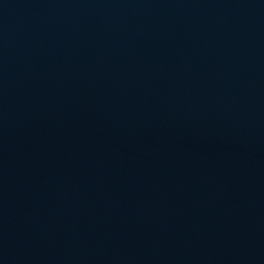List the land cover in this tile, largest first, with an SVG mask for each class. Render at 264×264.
I'll list each match as a JSON object with an SVG mask.
<instances>
[{"label":"water","instance_id":"95a60500","mask_svg":"<svg viewBox=\"0 0 264 264\" xmlns=\"http://www.w3.org/2000/svg\"><path fill=\"white\" fill-rule=\"evenodd\" d=\"M0 264H264V0H0Z\"/></svg>","mask_w":264,"mask_h":264}]
</instances>
